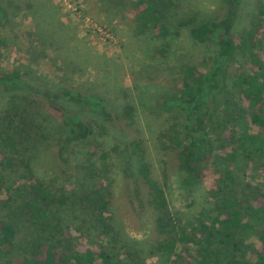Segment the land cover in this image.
I'll use <instances>...</instances> for the list:
<instances>
[{
    "label": "rangeland",
    "instance_id": "1",
    "mask_svg": "<svg viewBox=\"0 0 264 264\" xmlns=\"http://www.w3.org/2000/svg\"><path fill=\"white\" fill-rule=\"evenodd\" d=\"M0 1L7 8L4 26L0 28V71L18 67L23 76L25 73L28 79L42 81L59 95L64 89H71L82 96L98 97L105 109L113 114H120L126 103L134 107L130 125L123 121L112 125L77 103L60 99L71 115L81 117L91 128L85 141L70 142L66 146L65 162L59 157V148L67 125L60 110L50 107L18 84L6 92L0 91L1 116L11 107V102L18 104L19 117H13V122H20L25 131L16 139L20 142L18 148L28 150L22 153L27 154L31 168L29 172L24 169L22 162L28 159L22 158V153L0 147V161L6 156L14 164L11 171L5 168L4 180H9L8 185L19 186L26 195L30 178L42 180L62 188L61 192L75 201L71 192L81 195L84 164L95 148L96 155L91 161L110 171V178L105 179L103 185L109 189L107 217L112 227L109 245L116 254L115 259L120 264H182L175 255L156 248L165 233H159L155 227L157 212L144 196L141 198L137 193L139 161L132 154L129 143L141 139L147 145V161L153 176L164 182L168 212L177 227L190 233L198 217L203 213L212 214L208 193L212 173L200 182L188 184L174 154L161 149L160 142L168 140L170 127L172 123H178L179 115L177 111L164 108L161 102L181 87L183 66L200 64L204 69L208 68L213 43L194 41L189 26L182 27L179 36L167 38L170 47L166 56H155L154 49L162 40L153 37L152 31L137 33L132 0ZM168 1L164 22L173 29L180 19L194 17L195 23H201L219 17L230 0ZM260 1L239 0L234 23L236 34L249 27ZM255 51L264 59V43ZM240 60L244 68L251 67L246 60ZM240 63L230 69L235 70ZM101 151L107 152L105 160L98 158ZM237 167L239 181L243 174L247 175L252 178L253 190L255 187L264 190V170L248 171L247 174V166L241 161ZM4 197L5 189L0 193V198ZM78 207L85 215L82 222L78 219L58 226L56 230L45 228L48 237H43L39 228L33 225L21 228L11 251L0 255V264L32 256L35 246L50 236H54V241L72 239L91 246L97 240L106 242L96 227V215L90 204L81 201ZM247 243L259 248L254 235L247 238ZM187 246L193 252L194 248L190 244ZM183 247L184 244L179 243L175 254Z\"/></svg>",
    "mask_w": 264,
    "mask_h": 264
},
{
    "label": "trees",
    "instance_id": "2",
    "mask_svg": "<svg viewBox=\"0 0 264 264\" xmlns=\"http://www.w3.org/2000/svg\"><path fill=\"white\" fill-rule=\"evenodd\" d=\"M238 3L239 0L228 1L223 14L212 20L195 23L194 17L180 19L173 29L164 22V10L170 1L132 0L131 4L137 33L152 31L153 37L162 40L154 49L155 56L165 57L170 47L167 38L179 36L180 29L187 26L194 41L210 42L214 46L208 68L200 64L183 66L181 87L161 102L164 108L177 111L179 115L178 123L170 127L168 140L160 142L161 149L174 154L188 184L200 182L212 173V186L208 190L212 214L203 213L198 217L190 233L177 227L168 212L164 182L153 176L147 161V145L141 139L129 143L132 154L139 161L137 193L157 212L155 227L159 233H165L156 248L175 255L182 264H264V190L257 187L253 190L252 178L247 175L243 174L239 181L237 167L241 161L247 166V174L264 170V59L255 51L264 43V0L260 1L249 27L236 34ZM6 15V5L0 1V28L4 26ZM240 59L246 60L251 67L241 66ZM238 62L240 66L231 70L230 67ZM25 76L18 67L0 71V91L6 92L18 84L50 107L60 110L67 125L59 148V157L65 162L66 146L70 142L85 141L91 128L81 117L71 115L61 100L73 101L112 125L120 121L126 125L132 122L134 107L129 103L123 106L120 114H113L98 97L82 96L71 89H64L59 95L42 81ZM11 104L3 112L4 116L0 115V147L28 152L18 148L20 142L17 143L16 136H22L25 129L20 122H13V117H19V113L18 104ZM95 155L93 148L84 164L83 191L80 196L71 192L75 201L62 193V188L34 178H30L26 195L19 186L8 185L9 180H4L5 168L13 170L12 160L5 156L0 161V193L6 191V197L0 198V211L3 212L0 214V255L11 251L23 227L33 225L43 237H48L45 228L56 230L78 219L81 223L84 219L78 207L81 201L90 204L96 215V227L107 240H97L91 246L72 239L54 241V236H50L35 246L32 256L21 257L16 262L9 260L6 264H120L109 245L112 236L107 217L110 198L109 189L103 183L110 178V171L91 161ZM107 156L106 151H101L98 158L105 160ZM22 158L28 159L27 154L22 153ZM22 163L29 172V159ZM162 175L165 179V169ZM251 235L256 237L259 248L247 243ZM179 243L185 247L175 254Z\"/></svg>",
    "mask_w": 264,
    "mask_h": 264
}]
</instances>
